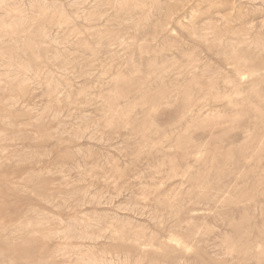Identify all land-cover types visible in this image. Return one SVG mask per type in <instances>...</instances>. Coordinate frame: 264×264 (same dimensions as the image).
Wrapping results in <instances>:
<instances>
[{"label":"rangeland","instance_id":"374dc122","mask_svg":"<svg viewBox=\"0 0 264 264\" xmlns=\"http://www.w3.org/2000/svg\"><path fill=\"white\" fill-rule=\"evenodd\" d=\"M0 264H264V0H0Z\"/></svg>","mask_w":264,"mask_h":264}]
</instances>
